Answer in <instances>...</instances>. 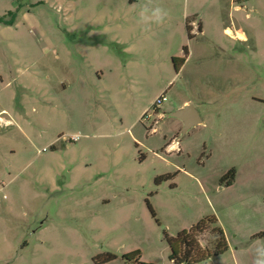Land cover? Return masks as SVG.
Wrapping results in <instances>:
<instances>
[{
  "label": "rangeland",
  "instance_id": "374dc122",
  "mask_svg": "<svg viewBox=\"0 0 264 264\" xmlns=\"http://www.w3.org/2000/svg\"><path fill=\"white\" fill-rule=\"evenodd\" d=\"M0 18V264H179L166 233L206 217L230 250L191 264L264 260V0H0ZM185 105L203 124L182 135L162 114Z\"/></svg>",
  "mask_w": 264,
  "mask_h": 264
},
{
  "label": "trees",
  "instance_id": "16d2710c",
  "mask_svg": "<svg viewBox=\"0 0 264 264\" xmlns=\"http://www.w3.org/2000/svg\"><path fill=\"white\" fill-rule=\"evenodd\" d=\"M4 22L0 18V22ZM191 26L187 21V30L189 39H192ZM189 50L185 48V54L188 55ZM173 63L178 73L185 64L184 58L175 57ZM156 108L155 106H153ZM157 111H160L157 109ZM236 178V170L231 169L224 175L223 180L227 181V186H232ZM264 235L262 232L254 237ZM166 240L171 249V261L179 264L196 263L208 261L213 256H219L230 250L226 233L219 224L216 217H206L193 225L190 229L183 230L176 237L166 233ZM140 251H134L124 256L127 262H131L140 258ZM116 259L112 254L101 255L97 258V263L103 264Z\"/></svg>",
  "mask_w": 264,
  "mask_h": 264
},
{
  "label": "water",
  "instance_id": "95a60500",
  "mask_svg": "<svg viewBox=\"0 0 264 264\" xmlns=\"http://www.w3.org/2000/svg\"><path fill=\"white\" fill-rule=\"evenodd\" d=\"M165 116L178 119L183 123L182 135L187 134L194 127L203 124L198 111L191 105H185L178 110L165 114Z\"/></svg>",
  "mask_w": 264,
  "mask_h": 264
},
{
  "label": "clouds",
  "instance_id": "9594fccd",
  "mask_svg": "<svg viewBox=\"0 0 264 264\" xmlns=\"http://www.w3.org/2000/svg\"><path fill=\"white\" fill-rule=\"evenodd\" d=\"M148 11L149 9L146 8L145 12H148ZM151 14L152 16L156 17L157 22H162L164 18L167 16V12L160 7H156L152 9ZM257 264H264V260L257 261Z\"/></svg>",
  "mask_w": 264,
  "mask_h": 264
},
{
  "label": "built area",
  "instance_id": "2783aa9c",
  "mask_svg": "<svg viewBox=\"0 0 264 264\" xmlns=\"http://www.w3.org/2000/svg\"><path fill=\"white\" fill-rule=\"evenodd\" d=\"M241 1H246V0H241ZM230 35L232 36V37H234L235 39L236 38H239V36H238V34H232L231 32H230ZM167 100V97L165 96V95H163L156 103H155V109L157 110V109H159L160 108V106L161 105H163V103L165 102Z\"/></svg>",
  "mask_w": 264,
  "mask_h": 264
},
{
  "label": "crops",
  "instance_id": "0c3cea01",
  "mask_svg": "<svg viewBox=\"0 0 264 264\" xmlns=\"http://www.w3.org/2000/svg\"><path fill=\"white\" fill-rule=\"evenodd\" d=\"M239 9H241V7H239ZM239 31H240V30H239ZM227 32L230 33L231 31L229 30V31H227ZM240 32H241V31H240ZM231 33H232V32H231ZM241 33H242V32H241ZM232 34H233V33H232ZM242 34H243V33H242ZM238 36H239V34H238ZM239 37H240V36H239ZM186 103H187V102L183 103V105L186 104ZM161 114H162V113H161ZM164 114H166V113H163L162 115H164ZM250 200H251V198H248V199H247V201H250ZM234 205H236V204L234 203ZM228 209H229V208H226L224 211H226V210H228ZM261 233H262V232H261ZM257 234H258V233H257ZM257 234H256V235H257ZM259 234H260V233H259ZM252 236L254 237L255 234L252 235ZM227 239H228V238H227ZM228 241H229V240H228Z\"/></svg>",
  "mask_w": 264,
  "mask_h": 264
},
{
  "label": "flooded vegetation",
  "instance_id": "af4514ba",
  "mask_svg": "<svg viewBox=\"0 0 264 264\" xmlns=\"http://www.w3.org/2000/svg\"><path fill=\"white\" fill-rule=\"evenodd\" d=\"M159 110V109H158ZM157 111V110H156ZM159 112V111H158Z\"/></svg>",
  "mask_w": 264,
  "mask_h": 264
}]
</instances>
